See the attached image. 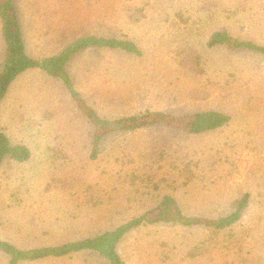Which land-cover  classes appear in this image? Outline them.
Instances as JSON below:
<instances>
[{
    "label": "rangeland",
    "instance_id": "rangeland-1",
    "mask_svg": "<svg viewBox=\"0 0 264 264\" xmlns=\"http://www.w3.org/2000/svg\"><path fill=\"white\" fill-rule=\"evenodd\" d=\"M15 6L36 59L88 35L141 49L139 57L89 49L69 62L76 91L104 119L215 110L231 121L203 135L164 125L110 133L92 159L93 126L64 83L40 71L24 74L2 105L0 125L32 158L0 168V239L33 249L113 229L159 201L157 191L144 194L148 155L187 156L197 163L194 180L175 192L187 215L216 218L246 193L250 208L218 233L169 224L135 229L118 248L125 264H264V55L207 46L220 31L264 46V0H15ZM2 45L0 23V61ZM185 49L200 57L199 75L177 66L176 53ZM196 246L202 256L191 253ZM0 264H9L1 252ZM21 264L108 263L85 252Z\"/></svg>",
    "mask_w": 264,
    "mask_h": 264
},
{
    "label": "trees",
    "instance_id": "trees-1",
    "mask_svg": "<svg viewBox=\"0 0 264 264\" xmlns=\"http://www.w3.org/2000/svg\"><path fill=\"white\" fill-rule=\"evenodd\" d=\"M0 22L2 38L6 53L0 64V114L2 105L8 97L11 85L23 74L39 70L52 79L60 80L67 87L72 99L92 124L94 129L91 157L96 159L101 149L104 137L116 132H134L152 126L164 125L184 131L191 135H203L220 130L227 126L231 118L222 112L210 110L190 115H175L164 112H146L116 120L104 119L85 102L75 89L73 79L67 69L71 59L89 49H103L125 53L131 56H141V49L132 41L88 35L72 41L61 52L52 57L34 59L29 56L15 0H0ZM208 48L226 47L231 51L249 50L264 55V46L252 41H242L228 31L213 33L208 42ZM179 53V54H178ZM176 53L177 66L191 74L202 72L200 57L187 49ZM162 150V149H161ZM160 152H164L163 150ZM157 153V152H156ZM32 158L31 150L23 144H14L0 125V168L5 162L25 163ZM196 164L185 156L181 161L166 155H148V160L142 165L148 175L144 179L145 195L159 192L158 202L143 215L122 223L113 229L101 232L93 237H86L56 246H46L33 249H22L9 241L0 239V252L8 257L9 264L37 262L45 259L71 258L74 255L90 252L102 257L108 264H125L118 251L120 243L133 230L156 224H169L180 227H206L217 231L231 230L244 217L250 208L252 197L246 193L232 209L216 218H206L187 215L183 211L175 192L182 187H188L193 182ZM164 171V172H163ZM172 176L174 177L173 179ZM130 181L137 180L136 172L128 176ZM169 177L171 181H169ZM200 180L204 181L203 175ZM166 182L167 187H163ZM137 187V186H136ZM141 189L140 187H137ZM165 189L171 190L166 191ZM139 191V190H138ZM236 236V234H233ZM227 240L232 241V237ZM194 256H202L204 249L196 246L191 249Z\"/></svg>",
    "mask_w": 264,
    "mask_h": 264
},
{
    "label": "crops",
    "instance_id": "crops-1",
    "mask_svg": "<svg viewBox=\"0 0 264 264\" xmlns=\"http://www.w3.org/2000/svg\"><path fill=\"white\" fill-rule=\"evenodd\" d=\"M18 15H19V13H18ZM19 18H20V15H19ZM20 22H21V20H20ZM1 23V22H0ZM21 26H22V29H23V25H22V23H21ZM23 36H24V31H23ZM1 41H2V43H3V47H4V56H3V58H2V60L4 59V57H5V53H6V47H5V43H4V41H3V38H2V25H1ZM24 41H25V38H24ZM25 46H26V49H27V52H28V48H27V44H26V41H25ZM29 54V53H28ZM29 56H31L30 54H29ZM32 57V56H31ZM32 58H34V57H32ZM34 59H36V58H34ZM2 60L0 61V64H1V62H2ZM33 71H39V70H33ZM29 72H31V71H29ZM41 72V71H40ZM28 73V72H27ZM26 74V73H25ZM45 74V73H44ZM24 75V74H23ZM22 75V76H23ZM21 76V77H22ZM45 76H47V75H45ZM48 77V76H47ZM20 78V77H19ZM18 78V79H19ZM49 78V77H48ZM18 79L11 85V88H10V90L12 89V87L14 86V84L18 81ZM10 90H9V92H10Z\"/></svg>",
    "mask_w": 264,
    "mask_h": 264
}]
</instances>
